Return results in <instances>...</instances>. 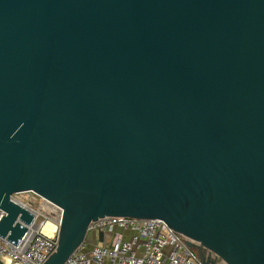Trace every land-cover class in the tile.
<instances>
[{
    "label": "water",
    "instance_id": "water-1",
    "mask_svg": "<svg viewBox=\"0 0 264 264\" xmlns=\"http://www.w3.org/2000/svg\"><path fill=\"white\" fill-rule=\"evenodd\" d=\"M27 190L62 211L42 264L102 216L264 264V0H0V237L15 246L33 214L10 196Z\"/></svg>",
    "mask_w": 264,
    "mask_h": 264
},
{
    "label": "built area",
    "instance_id": "built-area-1",
    "mask_svg": "<svg viewBox=\"0 0 264 264\" xmlns=\"http://www.w3.org/2000/svg\"><path fill=\"white\" fill-rule=\"evenodd\" d=\"M19 193L26 195V201L42 200L54 215L38 213L16 198ZM10 198L29 210L33 219L25 225L16 246L0 237V264H42L56 249L61 208L31 190ZM3 214L0 210V218ZM39 216L43 219L38 220ZM47 222L52 226L48 232L44 230ZM99 231L103 232L102 241L98 240ZM209 259L214 264L221 260L213 253ZM205 260L162 219L102 216L89 222L83 240L63 264H207Z\"/></svg>",
    "mask_w": 264,
    "mask_h": 264
},
{
    "label": "rangeland",
    "instance_id": "rangeland-1",
    "mask_svg": "<svg viewBox=\"0 0 264 264\" xmlns=\"http://www.w3.org/2000/svg\"><path fill=\"white\" fill-rule=\"evenodd\" d=\"M16 198L22 202H26L31 208H33L38 213H43V212L47 211V212H49L50 215H52V216L54 215V212L46 209L42 200L31 198L30 201H26L27 197L25 194H22V193L17 194ZM37 219L41 220V219H43V217L39 216Z\"/></svg>",
    "mask_w": 264,
    "mask_h": 264
},
{
    "label": "flooded vegetation",
    "instance_id": "flooded-vegetation-1",
    "mask_svg": "<svg viewBox=\"0 0 264 264\" xmlns=\"http://www.w3.org/2000/svg\"><path fill=\"white\" fill-rule=\"evenodd\" d=\"M187 243V242H186ZM188 245V244H187ZM190 248H192L202 259H208L209 258V253L207 251H202L198 247L194 245H188Z\"/></svg>",
    "mask_w": 264,
    "mask_h": 264
},
{
    "label": "bare ground",
    "instance_id": "bare-ground-1",
    "mask_svg": "<svg viewBox=\"0 0 264 264\" xmlns=\"http://www.w3.org/2000/svg\"><path fill=\"white\" fill-rule=\"evenodd\" d=\"M51 227H52V226H51L50 222H47V223L45 224V226H44V230H45L46 232H48V229L51 228Z\"/></svg>",
    "mask_w": 264,
    "mask_h": 264
}]
</instances>
